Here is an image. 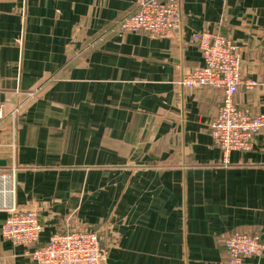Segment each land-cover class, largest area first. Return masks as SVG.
I'll list each match as a JSON object with an SVG mask.
<instances>
[{"label": "crops", "instance_id": "crops-1", "mask_svg": "<svg viewBox=\"0 0 264 264\" xmlns=\"http://www.w3.org/2000/svg\"><path fill=\"white\" fill-rule=\"evenodd\" d=\"M134 10L0 0V176L15 167L13 201L37 213L41 244L87 229L106 264H228L232 233L264 245V127L224 163L209 133L223 91L177 82L202 65L192 34L219 31L258 82L235 103L264 113V0H181L180 30L161 37L118 33ZM23 251L0 237V264H32Z\"/></svg>", "mask_w": 264, "mask_h": 264}, {"label": "built area", "instance_id": "built-area-1", "mask_svg": "<svg viewBox=\"0 0 264 264\" xmlns=\"http://www.w3.org/2000/svg\"><path fill=\"white\" fill-rule=\"evenodd\" d=\"M134 4L133 13L118 22V33L161 37L180 30L181 0H134ZM192 41L201 54L202 65L181 76L177 83L186 89L208 87L223 91L222 105L209 123V133L222 161L227 163L231 152L251 151L256 134L264 127V113L253 115L234 100L240 86L251 90L258 86V82L242 79L243 48L229 36L219 31H201L192 34ZM8 173L0 176V213L6 215L0 226L3 240L22 248L23 256L32 264H106L107 249L95 230L58 231L41 244L43 229L38 215L33 209L15 204V167L12 166ZM224 246L228 264H241L246 257H258L264 249L258 235L241 231L225 238Z\"/></svg>", "mask_w": 264, "mask_h": 264}, {"label": "water", "instance_id": "water-1", "mask_svg": "<svg viewBox=\"0 0 264 264\" xmlns=\"http://www.w3.org/2000/svg\"><path fill=\"white\" fill-rule=\"evenodd\" d=\"M6 165V162L4 160H0V167H4Z\"/></svg>", "mask_w": 264, "mask_h": 264}]
</instances>
